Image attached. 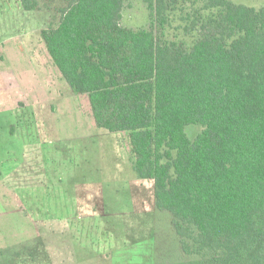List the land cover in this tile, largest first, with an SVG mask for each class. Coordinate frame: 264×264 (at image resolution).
<instances>
[{
  "label": "trees",
  "instance_id": "trees-1",
  "mask_svg": "<svg viewBox=\"0 0 264 264\" xmlns=\"http://www.w3.org/2000/svg\"><path fill=\"white\" fill-rule=\"evenodd\" d=\"M188 1L191 45L165 37L169 5ZM125 2L68 0L41 32L51 59L99 127L129 134L136 172L172 215L179 260L264 264V7L147 0L149 27L132 28Z\"/></svg>",
  "mask_w": 264,
  "mask_h": 264
},
{
  "label": "rangeland",
  "instance_id": "rangeland-1",
  "mask_svg": "<svg viewBox=\"0 0 264 264\" xmlns=\"http://www.w3.org/2000/svg\"><path fill=\"white\" fill-rule=\"evenodd\" d=\"M36 1L0 0V264H184L129 134L97 125L47 50L41 32L68 0ZM193 9L171 2L166 38L194 42ZM149 13L147 0H126L121 23L149 27ZM200 128L189 125L190 137Z\"/></svg>",
  "mask_w": 264,
  "mask_h": 264
}]
</instances>
